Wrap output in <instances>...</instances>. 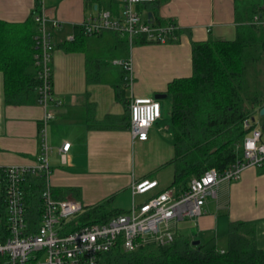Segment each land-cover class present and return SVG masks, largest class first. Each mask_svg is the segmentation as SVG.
Listing matches in <instances>:
<instances>
[{
    "label": "crops",
    "instance_id": "0c3cea01",
    "mask_svg": "<svg viewBox=\"0 0 264 264\" xmlns=\"http://www.w3.org/2000/svg\"><path fill=\"white\" fill-rule=\"evenodd\" d=\"M234 2L168 0L152 16L174 23V41L125 46L106 31L88 37L85 51H70L66 40L75 34L76 26L89 14L103 10L120 17L123 0H0V21L13 24L28 20L39 3L52 34V92L61 105L47 106L53 117L46 122V134L48 185L56 200L76 201L85 207L109 199L110 207L122 213L169 188L174 179V145L167 85L191 76L193 42L235 39L238 23ZM147 6H136L143 18L152 13ZM51 22L61 27L55 29ZM125 57L131 64L129 74L110 63ZM124 75L127 82L120 85ZM156 94L166 95L157 100L160 119L148 130L147 140L138 141L128 130L129 104L137 98L154 99ZM35 95L27 104L8 103L0 72L2 166L35 163L44 115L36 90ZM263 106L257 107L254 115L264 116L259 114ZM253 120L258 126L264 124V119ZM67 143L68 150L61 152ZM142 180H156L157 187L145 195H134L132 186ZM237 222L254 230L255 242L264 251V164L246 168L237 181H220L216 197L207 200L203 214L177 220L174 230L175 235L204 242L225 236Z\"/></svg>",
    "mask_w": 264,
    "mask_h": 264
},
{
    "label": "trees",
    "instance_id": "16d2710c",
    "mask_svg": "<svg viewBox=\"0 0 264 264\" xmlns=\"http://www.w3.org/2000/svg\"><path fill=\"white\" fill-rule=\"evenodd\" d=\"M167 1L155 0L145 5L155 14ZM248 1L247 8L240 13L237 0L234 2L238 23L235 39L193 42L191 76L174 79L167 85L172 101L170 120L174 145L171 161L174 179L169 188L177 194L187 189L192 178L205 171L214 169L222 173L242 160V142L248 132L243 122L253 119L257 107L264 105V94L252 93L246 82L249 60L259 59L264 51V0ZM39 12L40 5L36 3L24 23L0 21V72L8 103L27 104L36 96L38 79L33 55L37 28L33 15ZM155 24L162 26L165 22L156 16ZM112 33L121 44L128 46L126 35ZM88 37L91 36L76 35L71 42H66L67 49L85 51ZM144 43L147 42L134 40V45ZM126 82L124 75L119 84ZM42 187L40 176L30 178L24 186L32 212ZM120 213L106 199L85 206L71 226L74 224L75 229L79 225L102 224ZM192 241L174 234L170 244L158 246L147 242L132 251L124 250L118 243L100 255L98 264H264V251L255 242L254 230L242 222L232 223L223 237H212L198 245H192Z\"/></svg>",
    "mask_w": 264,
    "mask_h": 264
},
{
    "label": "built area",
    "instance_id": "2783aa9c",
    "mask_svg": "<svg viewBox=\"0 0 264 264\" xmlns=\"http://www.w3.org/2000/svg\"><path fill=\"white\" fill-rule=\"evenodd\" d=\"M153 2L155 0H123V12L118 18L107 10L89 14L66 41L71 42L76 35L96 36L106 31L126 35L129 46L137 38L157 44L174 41V23L166 22L160 26L154 19L150 23L136 9V6ZM33 20L37 28L33 55L38 79L37 103L44 109L38 129L39 153L30 166L0 165V264H98L100 255L118 243L126 251L147 242L158 246L170 244L174 239L176 221L201 216L207 200L216 197L220 181H237L246 168H259L264 164V124L258 126L252 118H247L243 122L248 132L242 142V160L222 173L207 170L192 178L187 189L179 194L173 188H167L142 203H134L127 211L105 223L72 228L74 224L71 226V223L82 214L84 205L76 201L56 200L48 185L50 149L46 122L53 115L47 106L61 105L52 92L51 60L55 46L48 20L41 9L33 15ZM51 26L55 29L61 27L58 22H51ZM110 63L128 74L131 70L129 59H113ZM129 112L128 130L132 138L146 141L148 130L160 119L159 102L153 98L133 99ZM69 146V143L64 144L60 151L66 152ZM36 176L41 177L43 187L32 212L24 186ZM156 187V180H142L132 186V193L145 195Z\"/></svg>",
    "mask_w": 264,
    "mask_h": 264
},
{
    "label": "rangeland",
    "instance_id": "374dc122",
    "mask_svg": "<svg viewBox=\"0 0 264 264\" xmlns=\"http://www.w3.org/2000/svg\"><path fill=\"white\" fill-rule=\"evenodd\" d=\"M249 4L248 0H237L236 7L237 11L240 13L241 11L244 12V8H247ZM139 11L138 8H136ZM123 12V8H121V15ZM262 55L259 59L255 61L249 60L247 64V71H246V82L250 89V91L254 94H262L264 93V51H261ZM256 54V53H255ZM256 57V55H253ZM253 118L256 120L264 119V116H259L258 114L254 115Z\"/></svg>",
    "mask_w": 264,
    "mask_h": 264
},
{
    "label": "water",
    "instance_id": "95a60500",
    "mask_svg": "<svg viewBox=\"0 0 264 264\" xmlns=\"http://www.w3.org/2000/svg\"><path fill=\"white\" fill-rule=\"evenodd\" d=\"M147 18L149 19V22L152 23L153 22V16H152V13H148L147 14ZM166 95L165 94H156L154 95V99L155 100H158V99H161L163 97H165ZM259 114L260 115H264V106L262 108H260L259 110ZM200 243L199 240H195V241H192V245H198Z\"/></svg>",
    "mask_w": 264,
    "mask_h": 264
},
{
    "label": "bare ground",
    "instance_id": "6f19581e",
    "mask_svg": "<svg viewBox=\"0 0 264 264\" xmlns=\"http://www.w3.org/2000/svg\"><path fill=\"white\" fill-rule=\"evenodd\" d=\"M137 40V39H136Z\"/></svg>",
    "mask_w": 264,
    "mask_h": 264
}]
</instances>
